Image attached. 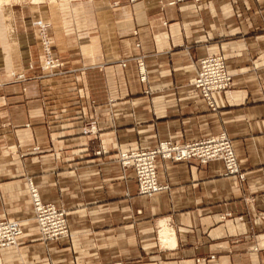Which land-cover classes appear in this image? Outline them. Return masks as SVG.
I'll list each match as a JSON object with an SVG mask.
<instances>
[{
	"label": "crops",
	"instance_id": "crops-1",
	"mask_svg": "<svg viewBox=\"0 0 264 264\" xmlns=\"http://www.w3.org/2000/svg\"><path fill=\"white\" fill-rule=\"evenodd\" d=\"M174 1L0 9V221H23L24 230L18 248L0 251V264H264V0ZM39 20L52 24L62 75L42 76ZM210 55H224L233 77L230 92L214 95L217 111L194 85ZM12 72L28 80L13 81ZM91 119L100 133L84 136ZM222 132L243 182L225 176L222 161L158 159L159 182L170 188L146 197L115 157ZM99 148L107 152L96 157ZM29 178L44 203L66 211L71 237L42 240Z\"/></svg>",
	"mask_w": 264,
	"mask_h": 264
},
{
	"label": "built area",
	"instance_id": "built-area-1",
	"mask_svg": "<svg viewBox=\"0 0 264 264\" xmlns=\"http://www.w3.org/2000/svg\"><path fill=\"white\" fill-rule=\"evenodd\" d=\"M182 1L175 0L171 4L174 5ZM34 26L39 31L43 50L42 76L51 77L64 74V62L53 54V42L49 35L52 24L39 20L34 23ZM135 60L138 64L140 80L147 82L148 74L144 57ZM120 65L126 67L127 61H121ZM32 68L33 65L30 64V69ZM12 77L18 82L28 80L25 73H13ZM194 85L209 107L213 111H217L214 95L230 92L233 88V77L228 72L224 55H210L201 60ZM83 133L88 136L98 134V120L93 119L89 122ZM97 154L101 155L102 153L98 152ZM158 159L176 163L195 160L202 165L212 161H222L225 165V176L237 177L240 181H245V174L241 169L233 139L226 132L184 144L164 141L153 150L121 151L118 154V161L122 168L124 170L132 169L135 172L139 194L146 197H153L170 188L169 185L159 182ZM28 185L35 220L38 223L42 240L47 243L71 237L66 212L54 204L44 203L31 178L28 179ZM23 234L24 230L20 221H0V251L5 248H18L19 239ZM215 258V256H211L210 260H215ZM206 261V259L198 260L199 263Z\"/></svg>",
	"mask_w": 264,
	"mask_h": 264
},
{
	"label": "rangeland",
	"instance_id": "rangeland-1",
	"mask_svg": "<svg viewBox=\"0 0 264 264\" xmlns=\"http://www.w3.org/2000/svg\"><path fill=\"white\" fill-rule=\"evenodd\" d=\"M40 1H44V2H46V1H49V0H0V9L1 8H5V7H9V6H13L14 4H16V5H22V4H25V2H27V4L29 3V2H35V3H38V2H40ZM61 1V0H60ZM229 39H231V37L229 36V37H223V38H221V41L222 40H229ZM119 64H121V61L119 62ZM13 73H16V72H12L11 73V78L13 79V81H16L13 77H12V74ZM92 121V119L91 120H89V121H86L85 123H84V125H83V127H82V134L84 135V133H83V130H84V128L88 125V123L89 122H91ZM100 133V129H99V125H98V134ZM98 134H96V135H98ZM96 135H90V136H96ZM84 136H88V135H84ZM100 147V146H99ZM96 149H98V148H96ZM34 151H38V150H40V148L39 147H35L34 149H33ZM99 150L100 151H98V152H101L102 153V155H98L97 153L98 152H96V157H101V156H104V153L105 152H107L106 150H103L102 148H99ZM121 151H117V154L115 155V157L117 156V161H118V154L120 153ZM95 153V152H94ZM119 162V161H118ZM63 210V209H62ZM65 211V210H64ZM66 212V211H65ZM34 220H35V217H34ZM36 221V220H35ZM21 223H23V221H20ZM161 230V229H160ZM71 231V230H70ZM160 233V232H159ZM159 238H160V234H159ZM164 245V247H166V248H170V247H168V245H171V244H165V243H163Z\"/></svg>",
	"mask_w": 264,
	"mask_h": 264
},
{
	"label": "bare ground",
	"instance_id": "bare-ground-1",
	"mask_svg": "<svg viewBox=\"0 0 264 264\" xmlns=\"http://www.w3.org/2000/svg\"><path fill=\"white\" fill-rule=\"evenodd\" d=\"M162 225V228L161 230L159 231L160 233V238H161V241L165 244H172V233H171V230H170V227H168L167 224L165 223H161L160 224V227Z\"/></svg>",
	"mask_w": 264,
	"mask_h": 264
}]
</instances>
